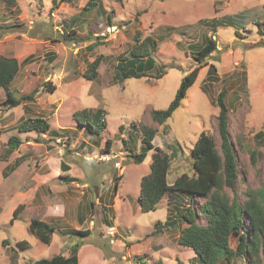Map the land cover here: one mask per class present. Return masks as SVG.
<instances>
[{"label": "rangeland", "instance_id": "1", "mask_svg": "<svg viewBox=\"0 0 264 264\" xmlns=\"http://www.w3.org/2000/svg\"><path fill=\"white\" fill-rule=\"evenodd\" d=\"M71 1H59L51 13L52 0H0V24L9 26L0 29V56L19 63L10 88L16 98L36 90L17 106L0 105V264L68 255L75 243L80 264H201L192 249L176 242L177 230L159 235L161 228L155 229V222H164L173 209V197L165 195L156 209L140 210V179L154 150L140 163L131 154L139 151L140 124H146L157 130L155 146L167 153L175 150L168 182L182 172L191 174L189 152L200 132L218 139L213 103L223 90L229 107L236 106L230 111L229 133L239 165L237 197L243 199L248 188H264V142L253 137L257 131L264 135V35L255 24L264 21V0H100L101 10L90 11H81L87 0ZM74 16L75 38H63ZM135 31L157 41L151 55L155 68L146 76L114 80L117 62L135 44ZM209 36L217 50L205 60L180 106L163 123L154 122L151 109H164L172 100L181 78L196 64L192 47ZM97 56V76L86 78L83 74ZM211 63L216 72L208 78ZM158 71L164 73L159 78ZM4 98L0 89V104ZM98 107L105 110L102 130L77 126L75 110ZM22 117H44L51 128L70 130L58 137L19 131ZM12 134L20 144L7 155ZM107 138L112 140L109 151ZM242 141L258 152L255 165ZM63 163L68 170L61 169ZM64 174L74 181L63 180ZM19 203L25 207L11 223ZM36 217L56 226L48 244L29 227ZM77 228L90 234L80 236L73 232ZM19 240L28 247L19 246ZM246 263L238 258L232 264Z\"/></svg>", "mask_w": 264, "mask_h": 264}, {"label": "trees", "instance_id": "2", "mask_svg": "<svg viewBox=\"0 0 264 264\" xmlns=\"http://www.w3.org/2000/svg\"><path fill=\"white\" fill-rule=\"evenodd\" d=\"M61 2H73L71 0H59ZM58 1V2H59ZM52 0L53 5L49 11L58 4ZM100 0H87L81 11H90L93 8L101 10ZM264 9V3L262 5ZM228 16L223 17L226 19ZM109 21L110 17L107 16ZM77 16L73 17L69 24V32L63 38L73 34L72 28L76 23ZM229 22V19L226 20ZM257 33L264 35V21H255ZM9 26L0 24V29H7ZM62 32V31H61ZM235 32L238 34L237 29ZM135 44L132 45L124 60L116 64L115 79L124 80L129 77L146 76L147 72L155 68V59L151 57L152 51L157 48V41L150 35L139 37V32L134 33ZM217 50L216 40L211 36L197 47H192L191 55L196 61L195 66L188 71L180 80L172 100L164 109H151L150 116L156 123H163L180 106L188 88L194 83L199 70L206 65L205 60L212 52ZM54 53L48 59L52 60ZM100 63V56L89 62L84 76L94 79L97 76V68ZM19 70V63L15 57L0 56V88L5 92V98L0 104L8 108L17 106L22 100H31L36 90H32L20 98L14 97L10 88ZM209 76L216 72V67L211 63L208 67ZM164 73L158 71L157 78ZM55 86L50 85L49 90L54 91ZM218 109L216 115L218 139L214 135L201 131L194 144L190 148L192 159V173L182 172L176 176L172 183L167 180L170 163L175 156V150L167 153L162 148L153 144L156 129L146 124H140L142 134V145L138 152L131 154L134 162H142L149 150L150 154L148 171L140 179L139 207L142 211L156 209L165 195L173 197L174 207L164 222L157 221L155 229L165 227L177 230L176 242L184 248L192 249L197 262L201 264H219L224 261L232 264L236 259L247 260L246 264H264V188H248L243 199L237 197L236 185L239 177V165L234 150V144L229 133L230 111L236 109L235 105H229L224 100V91L221 90L215 97L213 103ZM105 110L96 108L77 109L72 113L78 127L89 126L90 129L98 131L106 126V119L103 117ZM19 131H32L49 134L55 137L63 135L69 128L50 127L49 120L44 117H22L17 125ZM253 137L261 144L264 142V135L257 131ZM238 140V139H237ZM240 143V140H238ZM7 155L16 149L20 144V138L12 134L7 139ZM112 143L110 138L106 139V148ZM241 145V144H240ZM242 145L249 153L250 161L256 164L257 154L255 148H251L242 141ZM6 155V156H7ZM17 161L11 169L14 170ZM68 166L61 164L62 170H68ZM4 175V174H3ZM5 176V175H4ZM63 180H72V177L64 174L60 176ZM123 183V180L120 181ZM114 195L118 192L119 183L114 186ZM231 190L232 196L225 192ZM179 196L181 202L176 198ZM197 197V200H194ZM113 203V201H112ZM24 203H19L12 211L10 222L19 216L24 209ZM115 212L114 205L112 207ZM29 227L37 238L50 243L51 235L56 226L40 217L32 218ZM74 233L85 236L90 234L89 229H74ZM7 244L6 240L2 241ZM18 245L22 248L28 247L26 240H19ZM78 243L73 244L68 255L55 254L49 258H40L30 264H79Z\"/></svg>", "mask_w": 264, "mask_h": 264}, {"label": "crops", "instance_id": "3", "mask_svg": "<svg viewBox=\"0 0 264 264\" xmlns=\"http://www.w3.org/2000/svg\"><path fill=\"white\" fill-rule=\"evenodd\" d=\"M0 89H2V88H0ZM167 180H168V177H167ZM74 181V180H73ZM77 211V210H76ZM79 216V214H78V212H77V214H76V216H75V218H77ZM45 220H47V219H45ZM168 229L167 228H165V227H162L161 229H160V231H159V235H161V234H163L164 232H166ZM123 244V243H122ZM114 245H115V243L113 242L112 243V246L114 247ZM125 245V244H124ZM123 246V245H122ZM160 247H161V244H160ZM113 253V252H112ZM111 253V254H112ZM78 259H79V264H80V254L78 253ZM110 257V256H109ZM134 264H138V263H134Z\"/></svg>", "mask_w": 264, "mask_h": 264}, {"label": "clouds", "instance_id": "4", "mask_svg": "<svg viewBox=\"0 0 264 264\" xmlns=\"http://www.w3.org/2000/svg\"><path fill=\"white\" fill-rule=\"evenodd\" d=\"M139 189H140V188H139ZM112 233H113V232H112ZM112 233H110V234H112ZM110 234H109V235H110Z\"/></svg>", "mask_w": 264, "mask_h": 264}, {"label": "built area", "instance_id": "5", "mask_svg": "<svg viewBox=\"0 0 264 264\" xmlns=\"http://www.w3.org/2000/svg\"><path fill=\"white\" fill-rule=\"evenodd\" d=\"M112 233V232H111Z\"/></svg>", "mask_w": 264, "mask_h": 264}]
</instances>
